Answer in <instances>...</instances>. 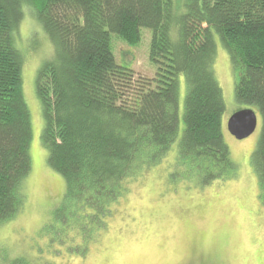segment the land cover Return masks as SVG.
I'll return each mask as SVG.
<instances>
[{
    "label": "trees",
    "instance_id": "obj_1",
    "mask_svg": "<svg viewBox=\"0 0 264 264\" xmlns=\"http://www.w3.org/2000/svg\"><path fill=\"white\" fill-rule=\"evenodd\" d=\"M29 5L55 45L36 89L43 141L50 165L66 181L64 197L110 215L125 183L159 163L176 141V165L185 177L194 174L201 185L234 177L214 69L220 42L236 75V101L262 116L252 162L264 206V0H0V224L22 211L33 165L16 42ZM142 28L152 30L153 78L138 77L114 52L113 34L136 45ZM182 74L187 92L178 139Z\"/></svg>",
    "mask_w": 264,
    "mask_h": 264
},
{
    "label": "rangeland",
    "instance_id": "obj_2",
    "mask_svg": "<svg viewBox=\"0 0 264 264\" xmlns=\"http://www.w3.org/2000/svg\"><path fill=\"white\" fill-rule=\"evenodd\" d=\"M141 33L136 45L113 34L114 52L119 62L133 64L138 77L153 78L157 67L150 60L152 30L142 28ZM16 42L24 62L33 165L24 183L22 211L0 224V264H264V206L252 162L262 116L257 112V129L250 137L238 140L229 133V117L246 107L236 101V75L220 42L214 69L224 92L223 133L236 175L207 185L197 183L194 174L185 177L176 165V141L159 163L125 183V193L104 216L64 197L66 181L50 165L36 77L43 63L52 59L55 45L31 5L24 7ZM179 79L178 139L184 130L187 92L184 75Z\"/></svg>",
    "mask_w": 264,
    "mask_h": 264
},
{
    "label": "water",
    "instance_id": "obj_3",
    "mask_svg": "<svg viewBox=\"0 0 264 264\" xmlns=\"http://www.w3.org/2000/svg\"><path fill=\"white\" fill-rule=\"evenodd\" d=\"M257 110L244 108L233 113L227 122L229 133L238 140L250 137L258 125Z\"/></svg>",
    "mask_w": 264,
    "mask_h": 264
}]
</instances>
